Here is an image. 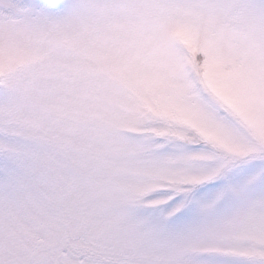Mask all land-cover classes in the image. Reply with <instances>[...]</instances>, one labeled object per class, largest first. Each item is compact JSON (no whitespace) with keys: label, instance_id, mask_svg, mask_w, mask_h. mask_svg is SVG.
<instances>
[{"label":"snow or ice","instance_id":"1","mask_svg":"<svg viewBox=\"0 0 264 264\" xmlns=\"http://www.w3.org/2000/svg\"><path fill=\"white\" fill-rule=\"evenodd\" d=\"M0 264H264V0H0Z\"/></svg>","mask_w":264,"mask_h":264}]
</instances>
